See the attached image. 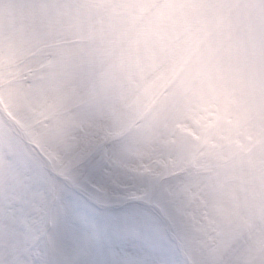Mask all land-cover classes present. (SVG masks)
Wrapping results in <instances>:
<instances>
[{"label":"clouds","instance_id":"obj_1","mask_svg":"<svg viewBox=\"0 0 264 264\" xmlns=\"http://www.w3.org/2000/svg\"><path fill=\"white\" fill-rule=\"evenodd\" d=\"M0 264H264V0H0Z\"/></svg>","mask_w":264,"mask_h":264}]
</instances>
